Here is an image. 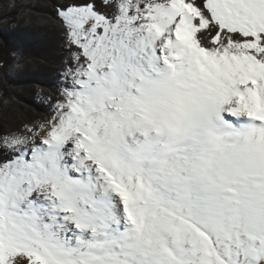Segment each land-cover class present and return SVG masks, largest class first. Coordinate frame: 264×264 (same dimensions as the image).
Here are the masks:
<instances>
[{"label": "snow or ice", "instance_id": "6c2138e0", "mask_svg": "<svg viewBox=\"0 0 264 264\" xmlns=\"http://www.w3.org/2000/svg\"><path fill=\"white\" fill-rule=\"evenodd\" d=\"M55 11L52 114L0 131V264H264V0Z\"/></svg>", "mask_w": 264, "mask_h": 264}, {"label": "trees", "instance_id": "16d2710c", "mask_svg": "<svg viewBox=\"0 0 264 264\" xmlns=\"http://www.w3.org/2000/svg\"><path fill=\"white\" fill-rule=\"evenodd\" d=\"M66 2L0 0V131L52 114L70 56L55 11ZM18 49L16 66L11 53Z\"/></svg>", "mask_w": 264, "mask_h": 264}]
</instances>
